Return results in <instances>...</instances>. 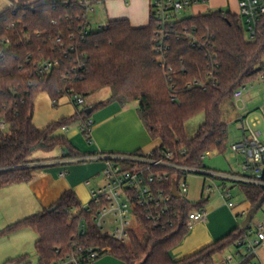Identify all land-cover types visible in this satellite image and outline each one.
I'll list each match as a JSON object with an SVG mask.
<instances>
[{"label":"trees","instance_id":"trees-1","mask_svg":"<svg viewBox=\"0 0 264 264\" xmlns=\"http://www.w3.org/2000/svg\"><path fill=\"white\" fill-rule=\"evenodd\" d=\"M9 1L16 8L0 14V51L4 54L0 60V120L8 128L7 133L0 130V191L33 181L35 172L45 168L48 161L34 159L37 152L52 153L61 149L62 158L71 161L86 156L66 138L53 135L76 122H81L82 127L90 119L87 109L43 131L35 128V101L44 92L57 107L63 97L79 95L85 99L110 88L112 100L125 105L139 104L138 112L151 138L161 141L154 152H170L174 162L190 168L206 169L203 156L227 150L228 128L221 107L226 100L233 99L237 89L259 79L264 64V17L255 41L246 39L241 17L230 11L218 10L182 19L179 24L196 28L198 39L206 47L192 48L185 41L170 43L168 63L177 71L176 100L173 101L153 50L156 27L151 14L146 28H133L126 19L115 20L109 22L107 29L93 32L82 40L78 37L77 20L74 17L67 20L71 10L54 8L45 0H20L19 4ZM54 20L57 26L52 25ZM60 33L65 46H74V51L55 49L53 41ZM71 34L75 38L69 40ZM45 60L59 61L61 65L41 80L38 64ZM211 71L215 73L216 85L207 91L186 89L188 82L205 80ZM200 113L205 114V122L190 140L185 124ZM82 134L90 140V134L85 131ZM241 187L252 208L264 197L263 186L243 183ZM206 205V198L196 203L176 198L174 208L179 218L174 228L162 231L143 221L144 238L140 239L134 232L128 243L101 233L88 217L89 233L76 239L82 218L75 212L83 205L73 191H67L49 209L8 226L0 232V237L26 229L35 232L37 264H52L72 253L76 241L85 246L111 249L123 264H212L216 255L235 247L249 228L244 230L240 226L223 239L175 259L172 251L190 233L188 214L205 209ZM53 208L55 211L49 212ZM13 264H30V259L24 255Z\"/></svg>","mask_w":264,"mask_h":264},{"label":"built area","instance_id":"built-area-1","mask_svg":"<svg viewBox=\"0 0 264 264\" xmlns=\"http://www.w3.org/2000/svg\"><path fill=\"white\" fill-rule=\"evenodd\" d=\"M150 14L155 21V36L153 50L158 55L160 66L167 80L168 89L172 100H176L175 76L177 71L169 65V52L172 41H185L192 48H205L197 36L196 28L181 26V18L178 15L182 11L193 6L206 3L207 0H150ZM54 8L69 9L72 15L67 20L75 18L78 23V37L84 40L91 33L107 29L109 23L90 21V15L96 12L99 0H45ZM239 16L243 19L245 31L249 41H255L259 24L264 17V0H238ZM16 8L14 5L12 8ZM57 26V21H52ZM76 29V30H77ZM39 35V34H38ZM75 38L73 34L69 40ZM9 43V40H7ZM56 50L74 51L75 47H66L63 34L53 41ZM4 59L3 51H0V60ZM30 57L28 61H30ZM37 64V63H36ZM81 64V63H80ZM59 61H41L38 64L40 79L42 80L53 69H58ZM83 67V65H79ZM259 81L264 83V64L261 66ZM184 67L180 71H184ZM217 84L214 71L208 73L205 80L190 81L186 89H200L207 91ZM247 86L237 89L233 94V100L238 104L242 101ZM70 97L74 105L85 106L86 101L82 96ZM262 112L257 117L246 115L239 119L245 137L241 143H235L230 150L246 157L244 170L251 173L250 176H236L232 173L208 169H195L174 162L170 152L134 153L131 155H100L85 156L72 160L81 162L89 160H105L103 171V183L91 191V202L82 206L75 212L82 218L79 226V235L75 238L85 237L89 233L88 217L101 233L121 243H128L132 233L142 230L143 221H147L155 228L172 229L175 227L179 214L175 211L173 194L175 186L180 198L189 191L188 178L197 175L203 179L204 191H219L221 197L226 200L231 196V191L226 189L225 183L231 182L255 184L264 187V143L261 141V133L256 130L260 123ZM6 127L0 120V129ZM93 121L88 119L82 124V131L91 135ZM208 152L205 157L209 156ZM221 188H224L222 191ZM226 189V190H225ZM227 206L235 208L236 204L227 201ZM255 219V218H254ZM208 220L206 209L192 211L188 214L187 227L189 230L196 225ZM253 220L249 231L235 246V252L221 258L217 264H263L259 257V249L264 246V204L261 210V219ZM111 231V234L109 233ZM111 249H100L94 246H85L80 241L73 245V252L54 261L52 264H94Z\"/></svg>","mask_w":264,"mask_h":264},{"label":"crops","instance_id":"crops-1","mask_svg":"<svg viewBox=\"0 0 264 264\" xmlns=\"http://www.w3.org/2000/svg\"><path fill=\"white\" fill-rule=\"evenodd\" d=\"M100 4L104 7L110 21L126 19L136 29L146 28L150 24V0H131L129 7H124L123 0H99L97 5ZM231 4L234 6V11L231 10ZM13 5L9 0H0V14L12 8ZM218 10L230 11L232 14L239 15L238 0H207L204 4L200 3L193 6L189 11H192L190 17H194ZM105 90H108V88L90 96L88 99L89 104L87 101L83 107H76L68 96L61 98L58 106L54 107L47 93L39 94L35 101L33 118L35 128L43 131L51 124L72 118L78 115L80 111L87 109V111H90V119L93 121L91 138L88 140L89 147H82L81 145L83 135L81 122H76L68 128L61 129L53 136L66 138L78 151L82 152L79 151L82 155L86 156L147 154L157 150L161 146V141L151 138L139 117L137 104H121L116 100H112V95L95 102L93 96H98ZM246 90L242 101L239 102L241 103L239 108L241 112L236 116V123H239V119L246 115L253 118L262 112L256 130L261 133L260 139L264 143V83L257 80L247 85ZM238 128L241 133L240 137L236 138V144L241 143L245 137L240 123ZM0 130L3 133L8 132L7 127ZM63 154V150H60L59 155L55 152H37L35 159L48 161L43 170L39 169L35 172L33 181L27 184L10 186L0 191V205L5 208V212L9 214L13 221L27 218L33 215V211H36V214L42 212L47 207L54 205L67 191H73L81 204L91 200V191L103 183V180L102 182H97V180L100 177L103 178L105 160L71 162L69 159L62 158ZM235 154H237V160L240 161V171L236 172L231 169L227 173L236 176H250L251 173L244 170L246 157L240 153ZM220 183L221 185L223 183L227 185L228 182L220 181ZM232 184L235 186L237 184L242 190V182L236 181ZM223 189L221 188L222 191H224ZM241 192L243 201L240 199L235 202L232 199V192L231 196L224 200L220 192L215 191L217 200L212 205H210L211 197L203 196L202 198L207 199L205 209L208 211V220L190 230L192 232L189 237H185L180 246L172 251L173 257L177 260L187 257L223 239L242 226L252 205L247 201L243 191ZM227 201L235 203L236 207L233 209L228 207ZM234 251L235 247H232L227 249L225 253L216 255L212 264H217L221 258L234 253ZM259 257L264 264V246L259 249Z\"/></svg>","mask_w":264,"mask_h":264},{"label":"rangeland","instance_id":"rangeland-1","mask_svg":"<svg viewBox=\"0 0 264 264\" xmlns=\"http://www.w3.org/2000/svg\"><path fill=\"white\" fill-rule=\"evenodd\" d=\"M29 1H26V2H29ZM14 2L15 4H19L20 0H15ZM130 3H131V0H123L124 7H129ZM189 10L190 9L182 11L180 15H178V18H181V19L189 18L192 15L191 14L192 11H189ZM231 10L234 11V6L232 4H231ZM90 16H91L90 21H95L98 23H108L110 21L104 11V7L102 6V4L97 5L96 12L94 14H91ZM240 22L245 32L246 39L248 40L247 33L245 31L244 21L242 18H240ZM108 95L113 96V91L110 88H108V90L102 91L100 94H98V96H93V99H95V102H99L100 100H103L104 97ZM89 97L85 98V101L86 102L88 101V104H89V100H88ZM135 104H137V107H139L138 103H135ZM240 107H241V103L237 104L236 101H234L233 99L226 100L222 104L221 110H222L223 121L227 124L228 137H229L228 144H227V150L222 154H220L217 151H214V152H211L209 156L205 157L204 165L206 169L209 168L208 170L220 171L224 173L230 172L231 169L235 170L236 172L240 171V161L237 160V157H236L237 154L233 153L230 150L231 146L236 143V138H239L240 133H241L238 128L239 123H236V116L238 113L241 112L239 110ZM139 117L141 119L140 113H139ZM204 122H205L204 113H200L186 122L185 131H186L187 137L190 140L195 137V135L197 134L200 127L204 124ZM81 145L82 147H89L88 140L84 135H82ZM60 150L61 149L55 150L54 151L55 154L59 155ZM35 157H37L36 154L35 156H33V158L35 159ZM43 169L44 168L40 170H43ZM102 180L103 178L100 177L97 180V182H102ZM218 183L221 185L220 182ZM188 184H189V191L188 193L183 195L184 198L190 200L191 202L196 203L203 196H206V197H211L210 205H212L213 203L214 204L216 203L217 193H215V191L211 193L205 192L204 182H203V179H201V177L197 175L190 176L188 178ZM226 186H227L226 189H229V190L231 189L232 197H233L232 199L235 202L240 199L243 201V196L241 192L242 190L237 184L235 186L231 182H228ZM90 201L91 200H89V202L82 204V205H87L90 203ZM49 208L50 207H47V209ZM33 212H34L33 215L37 213L36 211H33ZM260 219H261V212H259L256 215L255 221H258ZM18 221L19 220L13 221L11 217L9 216V214L5 212V208L1 207L0 205V232L4 231L8 226ZM109 233L111 234V231ZM190 233L186 237H189ZM137 234L140 239L144 238L143 231L138 230ZM37 239H38V235L30 229H26V230L14 233L10 236L0 237V264H13L14 261H16L19 257L24 256V255L28 256V258L30 259V264H37L38 256L35 252V241ZM231 254L232 253H230L229 255ZM94 264H123V262H121L114 254H112L111 252H108L102 255V257L99 258Z\"/></svg>","mask_w":264,"mask_h":264},{"label":"water","instance_id":"water-1","mask_svg":"<svg viewBox=\"0 0 264 264\" xmlns=\"http://www.w3.org/2000/svg\"><path fill=\"white\" fill-rule=\"evenodd\" d=\"M88 114H90V111H87ZM173 194L174 196L178 199L180 198V195L178 194L177 192V188L175 186V189L173 191ZM263 204H264V197L261 198V200L259 201V203L254 206L250 211L249 213L247 214L246 218H245V221L242 225V228L244 230H247L250 226V224L252 223V221L254 220V218L256 217V215L261 211L262 207H263ZM56 208H53L51 209L49 212H53L55 211Z\"/></svg>","mask_w":264,"mask_h":264}]
</instances>
